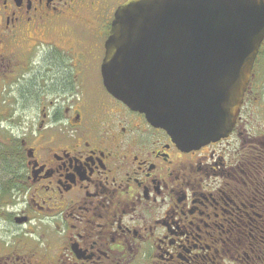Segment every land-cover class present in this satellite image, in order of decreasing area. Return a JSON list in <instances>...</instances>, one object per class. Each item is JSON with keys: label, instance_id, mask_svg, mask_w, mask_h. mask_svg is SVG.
<instances>
[{"label": "flooded vegetation", "instance_id": "flooded-vegetation-1", "mask_svg": "<svg viewBox=\"0 0 264 264\" xmlns=\"http://www.w3.org/2000/svg\"><path fill=\"white\" fill-rule=\"evenodd\" d=\"M128 0H0V264H264V39L234 127L180 148L107 91Z\"/></svg>", "mask_w": 264, "mask_h": 264}, {"label": "water", "instance_id": "water-1", "mask_svg": "<svg viewBox=\"0 0 264 264\" xmlns=\"http://www.w3.org/2000/svg\"><path fill=\"white\" fill-rule=\"evenodd\" d=\"M264 39V0H128L114 14L101 63L112 97L178 147L234 127Z\"/></svg>", "mask_w": 264, "mask_h": 264}]
</instances>
